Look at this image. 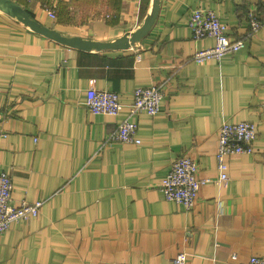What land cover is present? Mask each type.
<instances>
[{"label":"crops","instance_id":"1","mask_svg":"<svg viewBox=\"0 0 264 264\" xmlns=\"http://www.w3.org/2000/svg\"><path fill=\"white\" fill-rule=\"evenodd\" d=\"M66 37L110 42L141 27L155 0H12ZM213 10L244 46L195 64L187 16ZM54 18L48 16V11ZM250 15L262 22L248 34ZM260 19V20H259ZM160 87L156 115L133 118L140 144L113 139L137 88ZM94 87L118 95L117 116L85 107ZM256 124L254 152L226 158L218 180V128ZM196 160L201 186L191 210L159 183L180 156ZM0 168L12 204L39 215L0 234V264H184L264 260V0H158L148 33L120 49L61 45L0 11ZM235 256V260L232 259Z\"/></svg>","mask_w":264,"mask_h":264},{"label":"built area","instance_id":"2","mask_svg":"<svg viewBox=\"0 0 264 264\" xmlns=\"http://www.w3.org/2000/svg\"><path fill=\"white\" fill-rule=\"evenodd\" d=\"M48 11V16L54 18V13ZM249 35L252 36L261 27L254 15L247 19ZM187 26L196 41L209 38L213 45L196 50L191 56L195 64H203L210 61L219 62L225 55L234 54L244 46L243 39H231L227 33V27L222 24L213 10L195 9L187 16ZM160 87L151 86L137 88L133 92V101L129 105V115L117 124L113 139L124 144H140L136 136L137 124L133 118L145 113L154 116L159 110L162 99ZM85 107L94 114H106L117 116L123 105L119 102L118 95L109 90H98L90 87L86 90ZM218 147L215 155L218 180L226 179L228 164L226 158L231 155H246L254 152L253 144L257 138L256 124L251 122L222 123L218 128ZM195 159L188 155L177 158L171 165L168 174L159 183V190L168 201L182 205L186 210H191L198 197V192L209 180L198 176V166ZM12 181L8 174L0 168V234L7 230L12 223L28 221L39 215L43 201L34 203L21 201L18 205L12 204ZM235 260V256H232ZM183 253L177 254L171 264H184ZM130 264V263H116ZM235 264H264V260L252 256L246 263Z\"/></svg>","mask_w":264,"mask_h":264},{"label":"water","instance_id":"3","mask_svg":"<svg viewBox=\"0 0 264 264\" xmlns=\"http://www.w3.org/2000/svg\"><path fill=\"white\" fill-rule=\"evenodd\" d=\"M0 11L10 16L14 20L26 25L32 31L41 34L44 37L53 40L61 45H65L82 51L120 49L127 47L129 44L136 43L148 33L158 14V0H155L153 8L146 16V19L140 28L135 30L129 36H123L120 39L110 42H96L85 40L77 36L66 37L59 32L47 28L36 20L30 18L29 14L12 0H0Z\"/></svg>","mask_w":264,"mask_h":264},{"label":"trees","instance_id":"4","mask_svg":"<svg viewBox=\"0 0 264 264\" xmlns=\"http://www.w3.org/2000/svg\"><path fill=\"white\" fill-rule=\"evenodd\" d=\"M30 17H32L31 15H30ZM260 20V19H259ZM262 23V22H261ZM248 34H249V29H248Z\"/></svg>","mask_w":264,"mask_h":264}]
</instances>
